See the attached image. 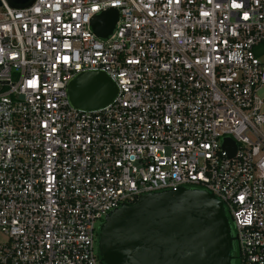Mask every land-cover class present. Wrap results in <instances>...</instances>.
Wrapping results in <instances>:
<instances>
[{"label":"built area","instance_id":"built-area-1","mask_svg":"<svg viewBox=\"0 0 264 264\" xmlns=\"http://www.w3.org/2000/svg\"><path fill=\"white\" fill-rule=\"evenodd\" d=\"M0 8V264H100L97 221L182 186L223 202L237 264H264V0ZM109 8L100 38L90 22ZM83 71L112 79L110 103H70Z\"/></svg>","mask_w":264,"mask_h":264},{"label":"water","instance_id":"water-1","mask_svg":"<svg viewBox=\"0 0 264 264\" xmlns=\"http://www.w3.org/2000/svg\"><path fill=\"white\" fill-rule=\"evenodd\" d=\"M13 8L33 0H6ZM117 20L109 8L94 15L91 28L106 38ZM117 86L102 71L78 73L67 85L70 103L90 110L110 103ZM229 156L235 144L225 137ZM236 236L223 202L211 192L179 187L139 195L104 216L96 238L100 264H232Z\"/></svg>","mask_w":264,"mask_h":264},{"label":"rangeland","instance_id":"rangeland-1","mask_svg":"<svg viewBox=\"0 0 264 264\" xmlns=\"http://www.w3.org/2000/svg\"><path fill=\"white\" fill-rule=\"evenodd\" d=\"M0 11H1V8H0ZM260 58L264 60V54H263ZM257 95H258L260 98H264V87H261V88H259V89L257 90ZM227 214H228V213H227ZM228 216H229V214H228ZM229 217H230V216H229ZM230 219H231V217H230ZM231 223H232V221H231ZM99 226H100V221H97V222H96L97 232H98V230H99ZM231 231H232V233H234V230H233V227H232V226H231ZM3 238H4V237L0 235V240H3ZM236 248H237V247H236ZM237 263H238V259L232 261V264H237Z\"/></svg>","mask_w":264,"mask_h":264},{"label":"trees","instance_id":"trees-1","mask_svg":"<svg viewBox=\"0 0 264 264\" xmlns=\"http://www.w3.org/2000/svg\"><path fill=\"white\" fill-rule=\"evenodd\" d=\"M259 48L264 53V41L260 44ZM188 187H193V186H188ZM234 247L236 248L235 244H234Z\"/></svg>","mask_w":264,"mask_h":264},{"label":"flooded vegetation","instance_id":"flooded-vegetation-1","mask_svg":"<svg viewBox=\"0 0 264 264\" xmlns=\"http://www.w3.org/2000/svg\"><path fill=\"white\" fill-rule=\"evenodd\" d=\"M234 256L236 257L234 260L238 259V250L235 247H234Z\"/></svg>","mask_w":264,"mask_h":264}]
</instances>
